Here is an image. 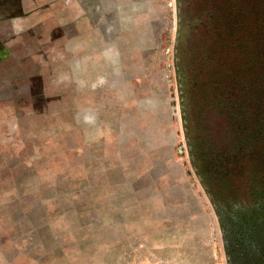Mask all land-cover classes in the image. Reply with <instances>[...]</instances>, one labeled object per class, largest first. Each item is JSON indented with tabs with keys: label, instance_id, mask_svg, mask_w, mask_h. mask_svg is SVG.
<instances>
[{
	"label": "rangeland",
	"instance_id": "374dc122",
	"mask_svg": "<svg viewBox=\"0 0 264 264\" xmlns=\"http://www.w3.org/2000/svg\"><path fill=\"white\" fill-rule=\"evenodd\" d=\"M0 264H264V0H0Z\"/></svg>",
	"mask_w": 264,
	"mask_h": 264
},
{
	"label": "trees",
	"instance_id": "16d2710c",
	"mask_svg": "<svg viewBox=\"0 0 264 264\" xmlns=\"http://www.w3.org/2000/svg\"><path fill=\"white\" fill-rule=\"evenodd\" d=\"M222 163H229V159L228 158H226L225 160L223 159L221 162H220V164H219V166L217 167V169H219V168H222V167H220V165L222 164Z\"/></svg>",
	"mask_w": 264,
	"mask_h": 264
}]
</instances>
